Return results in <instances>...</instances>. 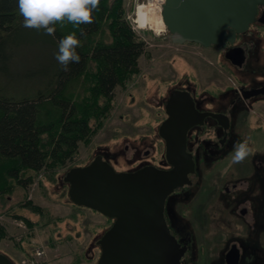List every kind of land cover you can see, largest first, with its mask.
<instances>
[{"label": "rangeland", "instance_id": "obj_1", "mask_svg": "<svg viewBox=\"0 0 264 264\" xmlns=\"http://www.w3.org/2000/svg\"><path fill=\"white\" fill-rule=\"evenodd\" d=\"M160 1L119 0L129 28L145 41V52L138 58L139 72L115 88L113 98L103 108L110 106V112L106 117L100 115L92 119L96 129L94 134L87 143L79 142L77 154L68 164L85 165L100 155L116 171H135L148 163L168 168L158 126L165 119L164 105L169 93L179 89L192 91L201 108L223 110L234 98L232 87L240 81L239 84L246 86L249 83L250 72L247 69L236 73L233 70H209L218 66L215 60L217 48L205 49L191 42L178 43V37L170 34L166 27L163 32L153 31L146 27L143 20L137 21L143 25L138 27L135 23L136 9L137 16L147 4L157 7ZM107 2L114 7L118 0ZM68 23L70 21L66 19L58 21L60 27ZM101 34L108 40L107 31ZM43 35L38 29L25 26L17 33L20 46L8 62L13 77L6 78L0 74L1 92L31 97L36 90H42L46 77L37 74L30 78L26 76L31 71L40 72L55 57V47L47 45ZM97 37L100 35H94V38ZM262 52L264 61V50ZM261 69L258 67L257 71ZM80 83L76 85V90L80 92L78 97L83 94L84 82ZM89 105H94L93 100ZM242 107L233 113L241 115L233 118V129L222 143L218 140L222 131L210 127L212 123L204 126L196 136H189L188 149L195 156L198 174L190 186L178 188L170 194L169 197L174 200L170 204L172 209L166 207L167 215L174 216L173 223L169 217L171 227L180 230L184 236L191 232L194 243L190 244L192 252L189 258H183L184 264L195 258L196 264H219L221 253L235 236L230 209L234 196L232 190L229 195L226 194V188H231L233 182L239 184L241 176L246 180L253 178L249 185L264 177V121L258 120L250 109L251 117L257 120L248 121L244 110L249 107ZM240 141L246 142L248 152L242 159L233 160L234 144ZM66 170L62 167L54 173V183L42 178L47 170L39 172L27 190L15 186L11 195L0 199V222L3 221L6 227V234L0 240V253L5 254L13 264H95L98 259L100 246L97 240L113 220L69 200L68 184L62 179ZM249 185L239 188L251 189L252 185ZM256 186H260V182ZM27 200L39 206L40 211L24 206ZM261 203L258 201L256 205ZM13 212L27 215L36 223L30 228L25 221L8 215ZM257 231L260 232V229ZM243 232L239 230L238 233ZM29 233L33 238L26 242L28 238L25 237H29L26 235ZM24 238L25 242L19 247L18 243ZM251 238V243L243 241L244 244L251 245V248L259 247L254 243L259 237L251 235ZM37 250L42 253L36 255Z\"/></svg>", "mask_w": 264, "mask_h": 264}, {"label": "trees", "instance_id": "obj_2", "mask_svg": "<svg viewBox=\"0 0 264 264\" xmlns=\"http://www.w3.org/2000/svg\"><path fill=\"white\" fill-rule=\"evenodd\" d=\"M116 4L112 7L107 0H99L90 22L78 26L70 22L60 27L56 21L51 34L35 28L43 32L44 40L55 47V52L61 37L75 33L80 60L64 67L54 57L40 72L28 73L26 78L34 74L46 77L42 90H36L31 97L6 95L0 90V199L11 195L15 186L27 190L39 172L47 170L42 178L54 183L53 175L59 168L82 166L84 163H68L77 154L79 142L87 143L94 134L92 119L106 117L111 108H103L113 98L115 88L139 72L138 58L145 52V41L129 28L119 0ZM22 21L17 0H0V74L6 78L13 77L8 62L20 46L16 36L24 26ZM102 31H107L108 40L102 38ZM80 82H84L83 94L78 97L76 85ZM91 100L93 106L89 105ZM24 206L35 212L41 209L30 200ZM8 215L25 221L30 228L36 223L21 213ZM5 234L2 221L0 240ZM26 235V242L32 240L30 233Z\"/></svg>", "mask_w": 264, "mask_h": 264}, {"label": "water", "instance_id": "obj_3", "mask_svg": "<svg viewBox=\"0 0 264 264\" xmlns=\"http://www.w3.org/2000/svg\"><path fill=\"white\" fill-rule=\"evenodd\" d=\"M257 3L264 0H164L161 15L178 43L223 45V38H233L228 27L236 32L248 27ZM169 94L166 118L158 126L169 168L148 164L135 171H116L96 155L62 177L70 201L113 220L97 240L100 253L95 264H180L185 247L169 231L164 206L174 190L191 185L197 176L186 149L187 133L192 126L203 125L206 115L216 118L225 132L228 124L224 115L198 111L185 90ZM0 264L13 262L0 253Z\"/></svg>", "mask_w": 264, "mask_h": 264}, {"label": "flooded vegetation", "instance_id": "obj_4", "mask_svg": "<svg viewBox=\"0 0 264 264\" xmlns=\"http://www.w3.org/2000/svg\"><path fill=\"white\" fill-rule=\"evenodd\" d=\"M163 2V1H162ZM162 4V3H161ZM256 14L253 18V20L250 22L248 27L242 31V32H236L234 29L232 30L230 27L226 29V32L230 33L232 32L233 38L230 40L228 38H223V45H214L211 44L210 46H204L202 44H196L199 47L203 48H211L215 47L218 49L217 52V58L215 59L217 62L216 69H209L212 71H224V70H233L235 71H245L246 69L250 72V81L246 85L243 84H236L235 87H232L231 91L234 94V98L229 101L228 108L225 109H207L205 107H200L199 101L196 99L195 94L191 92H187L190 94L193 98L194 105L196 106V109L200 112L206 111L210 113H219L221 115H224L226 118V123L228 124V129L225 132L224 126H221L216 118H213L211 116H205L203 125H195L192 126L191 129L188 131L186 139H187V151L191 153V150L188 149L189 144V136H196L198 132H201V130L204 128V126L208 127L209 124L210 127L213 129H219L221 130L222 137L218 140L222 143V140H226L229 133H231L233 126L232 121L233 118L241 114L234 115L233 113L237 112L238 108H244L245 106L249 107L248 110L245 109L246 112V119L248 121L255 120L256 118L258 120L262 119L264 121V61L262 56V50H264V3H257L256 4ZM193 43V42H191ZM262 68L261 70L257 71V68ZM236 77V75H234ZM256 78V80L254 79ZM234 109L231 111V109ZM255 114L256 118L254 116L251 117V112ZM241 111V109H240ZM166 118V116H165ZM256 119V120H257ZM242 120V116L240 118V121ZM255 120V121H256ZM224 121V120H223ZM256 127H259L254 123ZM264 126V125H262ZM214 129V130H215ZM253 130H256L255 128H252ZM219 142V143H220ZM192 154V153H191ZM193 156V154H192ZM193 160L195 162V172L197 167V162L195 159V156H193ZM150 165H154L157 168H162V166H158L155 164L148 163ZM147 165V164H146ZM145 164L140 166H146ZM139 168V167H138ZM169 168V166H168ZM234 171V169H233ZM236 173V171L234 172ZM198 174V173H197ZM238 174V173H237ZM262 177V176H261ZM257 181H253L249 185V181L251 182L253 178H249L251 180H246L241 176V179L239 180V184L237 182H233L231 185L232 187L226 188V194L229 195L230 191L232 190L234 202L233 205L230 207L231 209V217L233 221L232 228H234V235L230 241L226 249L221 253L220 256V262L219 264H264V239L263 242H261V239L264 238V177L262 179ZM256 180V179H254ZM260 182V186L258 185ZM251 186L252 188H239L240 186ZM190 186V185H185ZM183 186V187H185ZM182 187V188H183ZM258 187V188H257ZM174 191H177L174 190ZM174 193V192H172ZM170 196V195H169ZM168 196V199L170 198ZM166 199L165 206H164V218L167 222L169 231H171L172 235L176 238V240L183 244L185 247L184 254L181 258L180 264H184L183 258L186 256L188 259L191 255V245L192 243V237L191 232H188V235H182V232L180 230H176L175 227H171L169 224V217L172 220L174 216L170 215L168 216L166 213V209L169 208L170 210L173 197L169 200ZM260 201L263 202L261 205H256V203ZM171 204V205H170ZM167 207V208H166ZM249 213H251L249 215ZM247 215H249V218H247ZM173 226V225H172ZM260 229V232L257 231ZM244 231L242 234H239L238 232ZM258 233H257V232ZM251 235L255 236V238H258V240L254 241L255 245L259 247H250L251 245L247 246L244 244L243 241H248L251 243ZM253 240V239H252ZM191 244V245H190ZM196 258L190 259L189 262H186V264H196Z\"/></svg>", "mask_w": 264, "mask_h": 264}, {"label": "clouds", "instance_id": "obj_5", "mask_svg": "<svg viewBox=\"0 0 264 264\" xmlns=\"http://www.w3.org/2000/svg\"><path fill=\"white\" fill-rule=\"evenodd\" d=\"M99 0H17L19 13L23 16L25 27L43 28L49 34L54 32V22L64 20L78 26L90 22L91 12L96 9ZM79 41L75 33H68L60 38L56 60L67 67L69 62H78L80 55L76 51ZM248 152L246 142L234 144L233 160L242 159Z\"/></svg>", "mask_w": 264, "mask_h": 264}, {"label": "bare ground", "instance_id": "obj_6", "mask_svg": "<svg viewBox=\"0 0 264 264\" xmlns=\"http://www.w3.org/2000/svg\"><path fill=\"white\" fill-rule=\"evenodd\" d=\"M162 1H160V4L157 7L156 6L153 7L152 4L146 3L147 6L144 9L140 10L139 14L137 15L138 17L136 16V12H137V9H136V11H135V17H136L135 22L138 25V27H139V25L141 26V24H139L137 21L143 20V23L147 25L146 26L147 28H149L153 31L155 30V31L163 32V29H165L164 28L165 26H164L163 20H162L161 8L163 6L164 0H162ZM142 27H143V25L141 26V28Z\"/></svg>", "mask_w": 264, "mask_h": 264}, {"label": "built area", "instance_id": "obj_7", "mask_svg": "<svg viewBox=\"0 0 264 264\" xmlns=\"http://www.w3.org/2000/svg\"><path fill=\"white\" fill-rule=\"evenodd\" d=\"M41 253H42V251L40 252V250H37L36 255H40Z\"/></svg>", "mask_w": 264, "mask_h": 264}]
</instances>
